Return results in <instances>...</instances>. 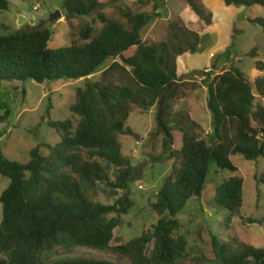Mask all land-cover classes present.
<instances>
[{
  "label": "trees",
  "instance_id": "1",
  "mask_svg": "<svg viewBox=\"0 0 264 264\" xmlns=\"http://www.w3.org/2000/svg\"><path fill=\"white\" fill-rule=\"evenodd\" d=\"M134 1L152 4L154 13L127 15V24H123L104 15L100 0H62L63 17L68 22L98 17L103 25L95 35L92 28L83 29L85 44L73 41L70 46L50 49L54 32L40 25L27 32L0 34V85L27 80L39 85L86 80L70 108L73 118L54 122L50 110L44 118L60 135L58 144H39L30 151L27 164L8 160L0 150V177L10 181L0 197V264H114L83 258L55 259L58 248L74 253L79 247L116 250L131 264H178L184 257L186 241L172 237L179 228L177 217L190 200L200 202L212 166L236 173L231 156L241 155L248 161L264 158V78L252 83L234 65L214 77L211 71L195 72L205 76L203 86L212 113L213 134L204 139L203 127L188 113L174 112L175 103L187 96L184 89L190 84L178 75V58L198 53L201 37L179 21L171 24L169 41L145 44L144 32L159 17L166 0ZM185 1L200 20L212 25L213 14L202 0ZM223 1L227 6L264 7V0ZM0 9L8 10L6 0H0ZM251 22L264 31V18ZM133 48L135 52L127 56ZM225 54L230 59L229 53ZM256 67L264 71L263 62ZM100 73L99 81L90 80ZM133 106L145 111L157 108V133L163 135L164 154L174 163L152 205L159 217L153 231L113 247L122 216L134 206L131 184L140 175L122 154L119 141L120 136L139 139L127 126ZM1 109L5 114L0 124L9 116L4 102ZM253 121L258 128L252 126ZM175 131L181 134L179 150L172 149ZM42 148L48 156L43 155ZM80 152L90 153L106 166L84 161ZM67 168L77 177L67 174ZM109 169L114 170L112 183ZM260 183L264 185V176ZM100 184L122 191L123 196L113 205L95 201L92 196ZM214 204L239 214L244 204V179L234 176L220 185ZM151 245L153 250L148 254ZM211 247L207 261L212 264H264V249L244 243L236 246L217 237H212Z\"/></svg>",
  "mask_w": 264,
  "mask_h": 264
},
{
  "label": "rangeland",
  "instance_id": "2",
  "mask_svg": "<svg viewBox=\"0 0 264 264\" xmlns=\"http://www.w3.org/2000/svg\"><path fill=\"white\" fill-rule=\"evenodd\" d=\"M8 10L0 9V34L27 32L40 25L50 27L54 35L49 42L50 49L67 47L76 42L85 44L81 37L86 27L97 34L103 27L98 17L81 20H68L64 17L50 23L49 17L61 10L62 0H6ZM104 5V15L109 19L127 24V15L154 13L152 4H139L134 0H100ZM205 7L213 14L212 25L208 26L199 19L185 0H166L159 17L144 32L143 41L147 45L167 42L172 38L171 24L181 21L188 29L201 37V48L196 54L185 55L178 62L179 77H194L196 82L184 89L187 96L175 103L174 112L185 111L203 127L204 139L211 138L212 113L208 107L207 89L203 86L204 75L195 72H208L217 75L230 70L231 65L240 68L251 80L264 78V71L256 67L264 63V31L251 20L264 18V7L227 6L223 0H202ZM19 16L23 24H19ZM136 48L126 55L131 56ZM229 53L227 59L225 53ZM253 54V55H252ZM213 55V56H212ZM252 55V56H251ZM256 73V74H255ZM102 73L90 77L93 82L101 79ZM258 80V79H257ZM86 80L54 81L39 85L34 81L6 82L0 85V117L5 114L1 103L8 106L9 116L0 124V150L13 162L27 164L29 153L39 144L55 146L61 141L60 135L44 118L50 110L51 120L63 122L73 118L70 108L76 102L77 89L85 86ZM264 106V100L262 101ZM157 108L145 111L133 106L127 126L139 136H120L122 154L131 160L140 175L131 184L133 208L122 216V225L117 229V239L113 247L125 245L153 231L159 217L153 212L156 194L170 176L173 160L164 154L163 135L157 133ZM75 119H78L77 117ZM258 128L256 122H252ZM181 134L174 132L173 150L181 147ZM44 156L49 152L42 148ZM84 161H98L88 152H80ZM231 163L237 168L236 173L220 171L212 166L207 188L200 202L192 199L185 210L177 217L179 228L172 237L175 240L184 238L186 249L183 259L178 264H212L207 261L212 255L211 239L217 237L223 242L238 245L244 243L264 249V185L260 179L264 176V158L248 161L241 155L231 156ZM73 178L77 176L70 168L64 170ZM238 176L244 179V204L239 214H232L214 204L216 189L230 178ZM108 177L114 182V170H108ZM10 181L0 177V197L9 187ZM123 196L107 184H100L98 192L92 198L105 205H113ZM115 217L110 215L109 218ZM3 219V206L0 203V223ZM153 245L148 254H151ZM55 259L83 258L88 260H106L114 264H131V261L116 250L99 251L79 247L74 253L58 248Z\"/></svg>",
  "mask_w": 264,
  "mask_h": 264
},
{
  "label": "water",
  "instance_id": "3",
  "mask_svg": "<svg viewBox=\"0 0 264 264\" xmlns=\"http://www.w3.org/2000/svg\"><path fill=\"white\" fill-rule=\"evenodd\" d=\"M63 17V13L61 10H57L55 13H53L48 21L50 23H54L55 21H58L59 19H61ZM19 24L22 25L23 24V17L19 16ZM43 23L41 22L40 25H42Z\"/></svg>",
  "mask_w": 264,
  "mask_h": 264
},
{
  "label": "crops",
  "instance_id": "4",
  "mask_svg": "<svg viewBox=\"0 0 264 264\" xmlns=\"http://www.w3.org/2000/svg\"><path fill=\"white\" fill-rule=\"evenodd\" d=\"M186 55H189V54H186ZM182 58L185 59V61H187V58H186L185 56H182V57H179V58H178V62H179V60L182 59ZM255 74H256V73H255ZM248 78H249V77H248ZM259 78H261V77H256V79H255L254 81L251 80L250 78H249V79H250V81H251L252 83H255V81H256L257 79H259ZM182 79L184 80V82H188V83L196 82V81H195V78H194V77H191V76L188 77V78H182ZM201 82L204 84V81H203V80H202ZM263 100H264V99H263ZM263 100H262V101H263ZM193 120H194V118H193Z\"/></svg>",
  "mask_w": 264,
  "mask_h": 264
},
{
  "label": "built area",
  "instance_id": "5",
  "mask_svg": "<svg viewBox=\"0 0 264 264\" xmlns=\"http://www.w3.org/2000/svg\"><path fill=\"white\" fill-rule=\"evenodd\" d=\"M213 56V55H212Z\"/></svg>",
  "mask_w": 264,
  "mask_h": 264
}]
</instances>
